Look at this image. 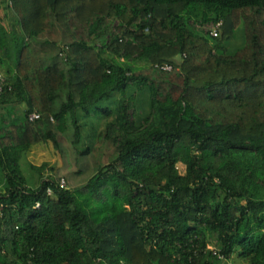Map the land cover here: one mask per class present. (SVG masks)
Here are the masks:
<instances>
[{
    "label": "trees",
    "instance_id": "16d2710c",
    "mask_svg": "<svg viewBox=\"0 0 264 264\" xmlns=\"http://www.w3.org/2000/svg\"><path fill=\"white\" fill-rule=\"evenodd\" d=\"M5 1L0 264H264V0ZM130 91L150 96L140 122ZM43 143L64 167L32 166V187Z\"/></svg>",
    "mask_w": 264,
    "mask_h": 264
},
{
    "label": "rangeland",
    "instance_id": "374dc122",
    "mask_svg": "<svg viewBox=\"0 0 264 264\" xmlns=\"http://www.w3.org/2000/svg\"><path fill=\"white\" fill-rule=\"evenodd\" d=\"M6 8V1L0 0V21L1 24L6 27L7 29H10L11 23L14 20L13 12ZM198 28V27H197ZM212 25L206 26L200 31H203L204 33L210 32L212 30ZM245 44V38H244V29L243 27H239L235 30V34L231 41L225 42L224 46L227 48V52L230 54H234L235 51L242 48ZM3 54V53H2ZM1 56H5L4 54ZM180 59L178 58L177 61ZM6 70L2 69L0 71V74L5 78ZM133 96V107H132V114L134 116V119H136L138 122L143 120L151 111H150V96L148 92H135L130 91L128 93V98ZM119 96L116 98H112L108 102H102L100 104L101 107L103 106H109L111 109L115 110L117 107V100H119ZM25 110V109H24ZM114 118V117H113ZM86 120V121H85ZM107 123V120L105 118H97L92 117L90 120L84 119L81 120V124H83L85 127L83 129V140L82 144L79 146L80 148L82 145L84 146H93L94 143H96V140L91 141L90 139L87 140L85 136L92 135L93 129L96 131V136L100 134ZM47 165L46 171L43 172V177L47 178L50 174H52V169H62L64 167V162L62 160L61 155L57 152V150L53 147L51 143L47 144H39L34 146L31 151L26 154V156L21 160V168L23 171V175L26 177V179L29 182V185L34 187L36 186L38 180H39V174L32 169V166L36 167H42V165ZM179 171L181 173L185 172V167L182 165H179ZM3 178V174L0 172V181ZM209 249L213 252H218V246L215 239H211ZM221 264H249L247 260H244L237 255H234L229 260H222Z\"/></svg>",
    "mask_w": 264,
    "mask_h": 264
},
{
    "label": "built area",
    "instance_id": "2783aa9c",
    "mask_svg": "<svg viewBox=\"0 0 264 264\" xmlns=\"http://www.w3.org/2000/svg\"><path fill=\"white\" fill-rule=\"evenodd\" d=\"M11 1V0H9ZM222 26V23H218L212 30H211V35L213 37H218L219 33L218 30L219 28ZM157 69H159L160 71H165V72H171L173 70V67L170 65H163V66H156ZM4 86H5V78L0 74V93H3L4 91ZM41 118L40 114H38L37 112L29 115V121L30 122H35L38 121ZM53 121V120H52ZM66 182L65 180H62L60 183V187L61 188H66ZM48 194L51 195L52 192L49 190ZM5 205L4 204H0V220L3 219V211L5 209ZM214 254L216 255L217 253L214 252ZM222 259V257H220Z\"/></svg>",
    "mask_w": 264,
    "mask_h": 264
},
{
    "label": "crops",
    "instance_id": "0c3cea01",
    "mask_svg": "<svg viewBox=\"0 0 264 264\" xmlns=\"http://www.w3.org/2000/svg\"><path fill=\"white\" fill-rule=\"evenodd\" d=\"M5 54L3 51H2V49L0 48V57H2L1 55H3V54ZM21 108H23V107H21Z\"/></svg>",
    "mask_w": 264,
    "mask_h": 264
}]
</instances>
